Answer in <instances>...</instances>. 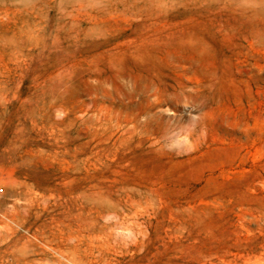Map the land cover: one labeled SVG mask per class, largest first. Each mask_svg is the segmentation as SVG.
Masks as SVG:
<instances>
[{
  "label": "rangeland",
  "instance_id": "1",
  "mask_svg": "<svg viewBox=\"0 0 264 264\" xmlns=\"http://www.w3.org/2000/svg\"><path fill=\"white\" fill-rule=\"evenodd\" d=\"M0 264H264V0H0Z\"/></svg>",
  "mask_w": 264,
  "mask_h": 264
}]
</instances>
